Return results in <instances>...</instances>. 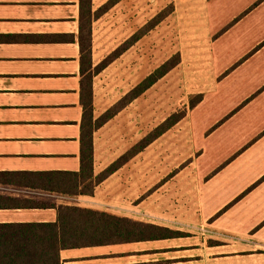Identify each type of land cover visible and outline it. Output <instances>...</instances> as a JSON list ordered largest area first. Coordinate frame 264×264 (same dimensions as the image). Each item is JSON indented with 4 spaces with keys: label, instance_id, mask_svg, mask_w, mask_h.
<instances>
[{
    "label": "crops",
    "instance_id": "crops-1",
    "mask_svg": "<svg viewBox=\"0 0 264 264\" xmlns=\"http://www.w3.org/2000/svg\"><path fill=\"white\" fill-rule=\"evenodd\" d=\"M174 6L190 55L175 46L179 62L154 84L188 64L205 83L188 95L201 99L91 194H66L48 185L51 172L80 169V0H0V223L55 222L58 206L75 205L186 234L66 248L61 264H264V0ZM148 21L147 0L112 3L92 20V66ZM148 37L93 76L95 118L151 73ZM150 87L93 132L94 175L166 119L149 128L145 104L137 115Z\"/></svg>",
    "mask_w": 264,
    "mask_h": 264
},
{
    "label": "trees",
    "instance_id": "trees-1",
    "mask_svg": "<svg viewBox=\"0 0 264 264\" xmlns=\"http://www.w3.org/2000/svg\"><path fill=\"white\" fill-rule=\"evenodd\" d=\"M116 0H110L96 11L91 0H80L79 43L81 52V102L83 117L80 136L79 171H53L48 187L66 194H91L99 182L127 162L141 148L165 132L186 113V109L174 112L141 139L135 146L119 156L104 170L94 175L93 132L115 116L133 99L137 98L159 78L171 70L180 59L178 53L164 61L144 80L124 94L97 118L93 113L92 78L109 62L121 55L145 30L155 27L167 15L159 12L145 27L127 39L117 49L95 66L91 63V24ZM202 94L190 95L189 107H193ZM55 222L0 223V264H61L60 252L78 246L153 240L185 236L180 230L136 220L105 210L75 205L58 206Z\"/></svg>",
    "mask_w": 264,
    "mask_h": 264
},
{
    "label": "rangeland",
    "instance_id": "rangeland-1",
    "mask_svg": "<svg viewBox=\"0 0 264 264\" xmlns=\"http://www.w3.org/2000/svg\"><path fill=\"white\" fill-rule=\"evenodd\" d=\"M179 13L183 11H188L189 6L183 1L180 4ZM175 9L174 0H147V17L148 20L152 19L159 12H167L169 18L165 23H161L158 28V32L155 27L149 30L148 37V71L152 72L157 67L165 61L169 56L172 57L179 51H176L177 46L184 48V43L186 45L188 36V24L187 21H183L182 24L178 26L177 17L171 18V11ZM174 24V25H173ZM173 27H175L173 29ZM186 49L181 50L180 53L184 54V58H188L190 52L188 51V45ZM168 58V59H169ZM199 69H193L187 64V66H182L181 69L175 70L168 77L161 79L158 83L153 84L144 97V102L142 104H136L137 115L139 109L143 107V104L147 106V116L146 124L150 128L154 126L157 122L161 121L162 118L168 117L174 112H179L187 109L189 103L188 93L192 92L194 89H202L205 87V83L198 80L195 77V73H199ZM128 79H121L118 83L120 88H127ZM189 96V97H188ZM138 120L133 119L134 124H139ZM127 118L121 115L119 121L124 123Z\"/></svg>",
    "mask_w": 264,
    "mask_h": 264
}]
</instances>
